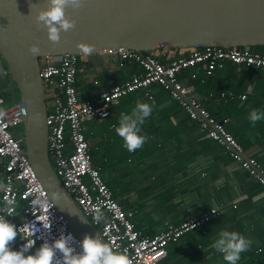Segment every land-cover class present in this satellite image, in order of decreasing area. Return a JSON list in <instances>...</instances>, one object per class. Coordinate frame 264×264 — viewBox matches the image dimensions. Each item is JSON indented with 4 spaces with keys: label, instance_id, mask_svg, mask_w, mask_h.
Wrapping results in <instances>:
<instances>
[{
    "label": "crops",
    "instance_id": "1",
    "mask_svg": "<svg viewBox=\"0 0 264 264\" xmlns=\"http://www.w3.org/2000/svg\"><path fill=\"white\" fill-rule=\"evenodd\" d=\"M155 52L160 60L168 62L159 49ZM78 66L77 86L84 98H97L113 82L143 71L139 63L103 52L87 55ZM195 77L199 78L196 83ZM178 78L194 88L218 119L226 120L227 128L247 154L264 166V120L253 124L247 118L251 109H264V69L227 61L208 75L205 65L198 64L182 68ZM2 89L7 99L9 84ZM230 91L234 97L222 95ZM137 100L154 102V111L142 125L148 139L141 148L129 152L115 126L120 113L130 111ZM85 133L95 165L116 199L125 208L135 210L134 221L145 235L158 233L166 221L180 222L213 210L207 223L168 244L163 264H227L209 247L223 228L237 230L253 241L237 264H264V187L161 86L152 87L151 97L144 90L123 96L112 106L108 118L87 121ZM5 162L0 156V208L6 183ZM25 206L9 218L13 223L22 219ZM21 240L18 235L12 247H18Z\"/></svg>",
    "mask_w": 264,
    "mask_h": 264
},
{
    "label": "built area",
    "instance_id": "2",
    "mask_svg": "<svg viewBox=\"0 0 264 264\" xmlns=\"http://www.w3.org/2000/svg\"><path fill=\"white\" fill-rule=\"evenodd\" d=\"M158 49L167 56L168 62L160 60L155 50L139 52L119 47L102 51L125 61L139 63L143 71L125 80L113 82L112 86L102 90L97 98L82 97L77 86L78 65L87 55L65 53L40 57V74L48 110L50 160L65 188L84 214L115 250L126 254L128 264H163L168 254V244L203 226L211 219L213 211L207 210L180 222L166 221L162 230L154 235H145L136 226L135 210L125 208L114 196L100 168L94 163L85 133L87 121L108 118L112 106L123 96L144 90L145 95L151 97L152 87L161 86L181 104L189 117L195 120L209 137L222 145L234 161L264 187L262 162L248 155L244 146L227 128L226 120L218 119L202 102L194 88L178 78L182 68L198 64H204L206 73L211 75L216 68L224 66V61L264 69V52L251 47L177 48L166 44ZM3 91L0 89V156L6 159L3 205L7 199H12L17 207L20 196L27 200L26 206L21 210L22 219L15 222L20 226L21 239L38 235L51 241L57 238L61 231L65 234L71 232L75 237L72 243L79 251L80 239L72 232L66 219L49 197L26 152L21 128V103L17 100L6 107ZM226 94L229 97L235 96L231 91L222 93ZM34 200L41 202L33 204ZM3 205L0 214H3ZM97 209L104 213L99 222L94 219ZM17 213L18 207L14 215ZM23 242L21 240V244ZM40 243L41 240L38 239L36 246ZM59 257L60 254L57 253V258Z\"/></svg>",
    "mask_w": 264,
    "mask_h": 264
},
{
    "label": "water",
    "instance_id": "3",
    "mask_svg": "<svg viewBox=\"0 0 264 264\" xmlns=\"http://www.w3.org/2000/svg\"><path fill=\"white\" fill-rule=\"evenodd\" d=\"M48 6L49 0H0V89L10 81L18 88L26 152L72 232L79 239L88 233L105 240L50 160L40 57L84 55L77 42L95 45L91 54L119 47L144 52L164 44L177 48L264 45V0H82L79 8L65 7L75 24L62 30L58 41H51L46 27L35 19ZM32 44L38 45V54L29 51Z\"/></svg>",
    "mask_w": 264,
    "mask_h": 264
},
{
    "label": "clouds",
    "instance_id": "4",
    "mask_svg": "<svg viewBox=\"0 0 264 264\" xmlns=\"http://www.w3.org/2000/svg\"><path fill=\"white\" fill-rule=\"evenodd\" d=\"M81 4L82 0H49V6L38 11L35 19L46 27L48 38L51 41H58L60 32L67 31L75 24V21L65 14V7L70 5L73 8H79ZM76 47L84 55H89L93 52L95 45L77 42ZM29 51L35 55L40 49L38 45L32 44L29 46ZM153 111L154 102L137 100L130 111L120 113L115 132L122 138L123 146L129 152L141 148L148 139L147 134L142 132V125ZM247 118L253 124L264 120V109H251ZM172 122L175 123V120L172 119ZM51 195L57 198L58 194L53 191ZM40 202L34 200L33 204ZM16 210L17 207L12 199L4 202L3 214H0V264H128L127 256L123 251L115 250L100 236L88 233H85L78 241L79 251L72 243L75 240L73 234L71 232L65 234L63 231L51 241L42 239L38 235L22 239L24 242L14 248L12 242L19 235L20 226L18 227L7 217L14 215ZM103 217V211L97 209L94 219L99 222ZM50 226L46 225V227ZM38 239L41 243L36 246ZM252 243L250 237L239 231L223 228L209 247L220 253L227 264H237L241 259V253L246 252ZM57 253L60 254L59 258H57Z\"/></svg>",
    "mask_w": 264,
    "mask_h": 264
},
{
    "label": "rangeland",
    "instance_id": "5",
    "mask_svg": "<svg viewBox=\"0 0 264 264\" xmlns=\"http://www.w3.org/2000/svg\"><path fill=\"white\" fill-rule=\"evenodd\" d=\"M6 96H7V101L5 103V106H9L11 105L12 102H15L17 100L20 99V94H19V90L18 88L16 87L15 83L14 82H9V90H7L6 92ZM21 128H23V125H21ZM123 167H126L127 168V165H123Z\"/></svg>",
    "mask_w": 264,
    "mask_h": 264
},
{
    "label": "trees",
    "instance_id": "6",
    "mask_svg": "<svg viewBox=\"0 0 264 264\" xmlns=\"http://www.w3.org/2000/svg\"><path fill=\"white\" fill-rule=\"evenodd\" d=\"M251 48L255 49V50H258V51H261V52H264V45H257V46H252ZM225 62L227 61H224V65H225ZM219 68V67H218ZM259 69V68H258ZM199 81V78L198 77H195L194 78V83L198 82ZM7 100V99H6ZM239 141V140H238ZM92 154H93V151H92ZM109 185V183H108ZM110 186V185H109ZM111 188V186H110ZM21 198L19 199V205H18V209L23 207L24 205H26V199L22 196H20ZM208 222V221H207ZM206 222V223H207Z\"/></svg>",
    "mask_w": 264,
    "mask_h": 264
}]
</instances>
